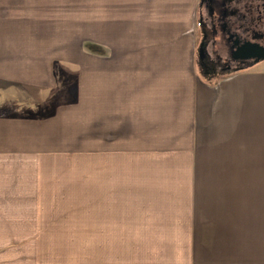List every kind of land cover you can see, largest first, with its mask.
Instances as JSON below:
<instances>
[{
	"label": "crops",
	"instance_id": "crops-1",
	"mask_svg": "<svg viewBox=\"0 0 264 264\" xmlns=\"http://www.w3.org/2000/svg\"><path fill=\"white\" fill-rule=\"evenodd\" d=\"M136 1L143 7V20L134 16L129 20L133 25H125L134 31L140 25L144 38L149 35V46L86 53L82 67L87 69L88 90L83 94L77 88L78 101L92 121L89 137L116 136L112 131L119 130L118 135L134 133L156 141L89 144L90 152L100 151L110 163L95 167L93 162L92 169L101 168L102 176L89 178L94 185L102 179V186H92L80 199L63 192V176L56 172L57 163L71 153L56 144L63 136L61 127L56 129L62 107H50L41 117L0 115V233L63 232L65 214L82 208L86 264H264V258L251 254L249 237L239 245L238 228H233L240 216L253 213L254 195L252 201L242 199L241 207L238 194L229 200L227 194L201 193L194 174L198 168L256 167L239 160H201L199 144L229 142L238 151L245 142L240 136L262 143L264 61L216 82L205 80L194 68L200 0ZM109 10L107 16L112 15ZM114 15L109 26L116 22ZM29 21L0 20V82H18L24 89L50 86L57 56L31 49ZM102 24L104 30L107 20ZM178 43L182 48L175 47ZM58 58L63 60L62 55ZM31 72L41 75L32 79ZM148 98L151 108L144 103ZM132 104L140 114L149 109L155 114L149 134L138 133L139 126L129 120ZM157 121L163 123L161 133L152 131ZM175 131H182V146L171 144ZM96 233L101 234L98 239ZM95 249L104 252L100 256Z\"/></svg>",
	"mask_w": 264,
	"mask_h": 264
},
{
	"label": "rangeland",
	"instance_id": "rangeland-1",
	"mask_svg": "<svg viewBox=\"0 0 264 264\" xmlns=\"http://www.w3.org/2000/svg\"><path fill=\"white\" fill-rule=\"evenodd\" d=\"M154 4L157 5V2L154 1ZM142 8L139 9L136 0H0V20H30L27 27L30 30L31 49H38L36 54L46 52L48 55L55 54L57 56L54 58L56 61H52L54 70L51 73L50 86L26 87L24 89L18 82H0L3 87L0 88V115L41 117L50 107L55 105L57 109L58 106L62 107L63 114L58 119L56 129L61 127L63 136L56 138V144H61L71 153L66 154L69 156L67 161L57 163L56 172L57 176H63V192L79 194L78 198L80 199H85V193L92 186H95V189L102 186V179L95 180L96 184L94 185L92 179L89 178L90 176H102L101 168L99 170L98 168L92 169L93 162H95V167L110 163L108 157L103 160L100 151L90 152L89 144L92 142L95 146L110 144L113 147L118 144L131 146L156 141L154 137H136L133 131L136 132L137 127H133V134L130 135H128L129 133L118 135V132L122 131L116 130L112 131V133L117 132L116 136L89 137L87 126L92 125V121L88 119L86 108H81L85 106L78 101L77 93V88L78 92L80 89L83 94L88 90L87 69L82 67L86 62V53L100 54L102 50L112 48L140 46L145 48L149 44L150 40L147 41L149 35L146 39L144 38V31L142 30L141 34L140 25L134 24L135 31L134 28L128 29L125 25V22L133 20L134 16L135 20H143L139 17H142ZM109 9H111L112 15L107 16V12H110ZM114 12V21L116 22L109 26L108 21L113 18ZM143 16L145 17V15ZM103 20H107L104 30ZM198 30H201L200 25L196 26V35ZM135 32L139 40H136ZM179 45L178 43L175 47L179 48ZM180 46L182 48V45ZM220 52L222 55L226 54L222 47ZM61 55L62 61L58 58ZM197 55L198 48L194 54L196 74L212 82L235 71L248 70L264 61L263 59L238 68L226 69L227 67H223L222 60L214 65V70L208 72L199 65ZM38 74L31 72L30 75L33 79L34 75L38 76ZM7 86L14 87L7 88ZM85 100L86 98L82 101L86 103ZM150 102V98L144 101V103H148L149 108L152 106ZM71 104L72 106L68 107ZM74 106L76 107L72 112L71 108ZM136 109L137 107L134 106L132 112L128 114L129 120L133 126L136 124L139 126L138 133L143 131L145 134H149L153 127L154 120L152 119L155 114L150 109L148 112L144 110L140 114L136 112ZM110 124L112 123L107 125ZM118 124V121L114 122V126ZM157 125L158 127L156 129L154 127L152 131L161 133L163 123L157 121ZM145 129L148 130L145 131ZM108 132L110 133V130ZM171 135L172 145L182 146L185 143L182 131H175ZM240 137L244 138L246 143L236 147L238 151L229 142H224L221 145L218 144L220 142L213 141L199 144L202 147L199 151V159L246 161L255 165V168H198L194 174L198 177L201 193L215 192L216 195H222L221 198H223V194H227L230 195L229 200L235 198L234 194H238L241 207L244 205L245 199L252 201L254 195V201L250 207L253 213L248 217L240 216L233 228L234 232L238 228L236 232L240 237L239 245L249 237V244L253 246L250 250L251 254L256 258L260 256L264 258V138L261 144L259 142L255 144L254 141H257V138ZM58 164L61 167L59 170ZM49 172L52 175L55 173L51 169ZM21 182L23 183V178ZM24 182L28 184L27 179ZM242 199L245 201L241 202ZM80 203H84V201L80 200ZM82 210L85 211V209L79 208L80 213L72 210L68 211V216L67 213L65 214L66 217L62 218L63 232L0 233V264H86V213ZM95 236L98 239L97 237L101 234L96 233ZM38 238L39 241H37ZM103 252V249H95V254L100 253V256Z\"/></svg>",
	"mask_w": 264,
	"mask_h": 264
},
{
	"label": "flooded vegetation",
	"instance_id": "flooded-vegetation-1",
	"mask_svg": "<svg viewBox=\"0 0 264 264\" xmlns=\"http://www.w3.org/2000/svg\"><path fill=\"white\" fill-rule=\"evenodd\" d=\"M197 20L198 63L208 72L222 60L226 69L254 63L243 56L256 44L264 47V0H200Z\"/></svg>",
	"mask_w": 264,
	"mask_h": 264
},
{
	"label": "water",
	"instance_id": "water-1",
	"mask_svg": "<svg viewBox=\"0 0 264 264\" xmlns=\"http://www.w3.org/2000/svg\"><path fill=\"white\" fill-rule=\"evenodd\" d=\"M249 52H250L249 54H246L243 57L245 58L253 57L255 62L264 59V47L263 46L256 44L253 47H250ZM198 53L201 54V45L198 48Z\"/></svg>",
	"mask_w": 264,
	"mask_h": 264
}]
</instances>
